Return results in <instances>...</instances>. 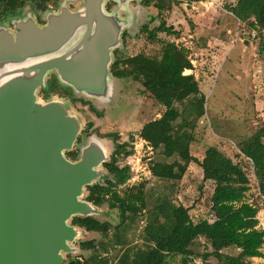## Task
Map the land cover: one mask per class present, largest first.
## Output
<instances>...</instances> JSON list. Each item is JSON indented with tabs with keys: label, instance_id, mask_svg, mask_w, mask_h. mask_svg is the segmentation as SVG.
Returning <instances> with one entry per match:
<instances>
[{
	"label": "rangeland",
	"instance_id": "rangeland-1",
	"mask_svg": "<svg viewBox=\"0 0 264 264\" xmlns=\"http://www.w3.org/2000/svg\"><path fill=\"white\" fill-rule=\"evenodd\" d=\"M158 1L150 0L147 5L145 0H127L121 4L118 0H105L107 13L114 15L121 26L120 41L112 61L115 56L127 57L140 52L159 56L162 44L159 41H150L148 30L155 29L162 20L179 31V35L159 32L158 38L175 41L189 49L194 69L198 71L196 76L200 89L206 97L205 114L194 129L195 140L191 151L198 158H202L206 147L215 145L242 165L250 180L246 199L262 211L257 216L259 227L264 229V195L261 194L252 160L241 153L239 146L242 140L264 127V59L258 53L259 34L247 23H239L232 14L223 10L224 8L229 11V6L237 0H214L216 4L213 6L206 4L207 0H173L175 2L171 9L166 8L163 11L155 6ZM171 1L164 0V4L168 6ZM68 4L75 10L81 2L69 0ZM228 29L233 31L232 35ZM236 31H239V35ZM253 32L256 33V38H252ZM246 40L250 41L247 46ZM26 63L32 61L22 62ZM110 78L109 89L105 95L74 92L64 85H50L45 91L44 88L48 85L45 84L38 88L37 96L44 101L53 98L61 100L73 114L79 116V136L82 139L75 142L72 151H79L90 140L96 139L105 149L107 162L111 159L117 143H127V149L132 150V153L128 156L119 155L118 164H128L132 177L125 185L119 186L121 192L125 188L138 186L142 181L146 187L163 189L165 182L155 178L149 170L150 162L162 158L138 133L147 121L161 116L165 106L149 95L139 81L117 78L112 73ZM45 83H48L46 78ZM45 93L49 94L47 99ZM100 169L102 176L99 180H102L106 172L104 164ZM212 190V183L203 180L202 168L197 163H191L183 179L177 183L172 198L176 203L190 207V213L196 221L205 217L212 219ZM85 196L86 193L83 199ZM97 208L100 214L95 216L112 224L108 236L98 232L87 233L82 228L83 236L72 243L78 251L65 254V257L78 258L80 264H104L100 260L107 258V264H114L127 250L133 255L146 249L142 237L144 212L130 226L118 230L127 240L125 245H121L115 244V226L120 221V211L110 208L108 204ZM89 239L95 240L97 248L81 249L80 242ZM193 249L196 254L191 264H203L199 254L208 252L211 247L204 238H199ZM224 252L235 254L239 249L230 247L224 249ZM179 259L178 256L168 258L170 263L178 262ZM207 262L217 264L218 260L210 256ZM254 262L250 259L248 264H264V258Z\"/></svg>",
	"mask_w": 264,
	"mask_h": 264
},
{
	"label": "water",
	"instance_id": "water-1",
	"mask_svg": "<svg viewBox=\"0 0 264 264\" xmlns=\"http://www.w3.org/2000/svg\"><path fill=\"white\" fill-rule=\"evenodd\" d=\"M83 2L53 14L43 26L22 22L15 34L0 35V264H77L65 262L84 234L72 220L100 214L83 196L102 176L103 145L92 139L79 159H69L66 152L81 130L79 116L61 100L37 96L54 68L76 92H108L121 26L107 13L105 0ZM83 27V48L58 54Z\"/></svg>",
	"mask_w": 264,
	"mask_h": 264
},
{
	"label": "trees",
	"instance_id": "trees-1",
	"mask_svg": "<svg viewBox=\"0 0 264 264\" xmlns=\"http://www.w3.org/2000/svg\"><path fill=\"white\" fill-rule=\"evenodd\" d=\"M183 1L193 0H180ZM173 2L167 6L164 0H159L155 6L163 11L171 9ZM145 3L149 5L150 0ZM228 10L258 32V51L264 58V0H237ZM148 31L150 41L162 44L160 55L140 52L127 57L115 56L111 73L117 78L139 81L149 95L165 106L161 116L147 121L138 133L162 158L150 162L149 170L155 178L165 182L164 188L155 190L146 187L142 181L123 192L119 190V186L125 185L132 177L128 164H118L119 155L132 153L124 142L116 144L111 159L104 163L103 179L88 185L85 191V199L97 207L108 204L120 211V221L115 226V244L127 243L118 230L127 228L139 214L145 213L142 237L146 249L133 255L127 250L114 264H191L196 254L193 246L199 238H204L211 247L208 252L199 254L203 264H214L207 262L210 256L217 258V264H248L252 257L264 258V229L259 227L258 206L246 199L250 180L242 165L215 145L205 149L202 159L191 151L194 129L205 114L206 97L196 75L185 73V70L194 69L189 49L175 41L158 38L159 32L180 34L165 20ZM48 87L49 84L44 90L47 91ZM48 95L45 93L44 96L47 98ZM239 146L241 153L252 160L264 195V127L242 140ZM68 154L74 158L78 152ZM192 162L202 168L203 180L213 185L210 197L212 219L205 217L196 221L190 207L176 203L172 198L177 183ZM72 223L87 233L98 232L104 236H108L112 228L111 222L93 215L75 216ZM96 245L94 239L80 242L81 249H96ZM230 247L239 249V252H224ZM177 256L180 257L178 262H169V257ZM100 261L108 263L107 258Z\"/></svg>",
	"mask_w": 264,
	"mask_h": 264
},
{
	"label": "flooded vegetation",
	"instance_id": "flooded-vegetation-1",
	"mask_svg": "<svg viewBox=\"0 0 264 264\" xmlns=\"http://www.w3.org/2000/svg\"><path fill=\"white\" fill-rule=\"evenodd\" d=\"M68 1L69 0H0V35L3 32L15 34L17 31V25L22 22H30L40 26L48 24L53 14L60 12L65 7H69L70 9L73 8L72 6H69ZM80 2L81 5L79 8H81L84 4L83 0H80ZM95 28L96 26H93L92 31H95ZM87 30L88 29L86 27H83L77 34L74 41H72L73 43H70L67 49H61L58 54L70 52V50L72 52L74 50H81L84 46ZM91 36L89 38H91ZM115 50L116 48H113L112 55H114ZM7 62H10V60H7ZM113 62L114 61L110 63V71ZM45 78L48 80V83L44 82V84H41L39 87L45 86V84H49L51 86L64 85V87L72 89L76 92L72 85L64 82L59 77L56 68L49 70ZM81 139V136L78 135L76 142L81 141ZM70 151L72 150L66 152L69 159L77 160L80 158L81 149L77 151L78 154L74 158L68 154ZM71 260H75L77 264H79L78 258H65V262H70Z\"/></svg>",
	"mask_w": 264,
	"mask_h": 264
},
{
	"label": "crops",
	"instance_id": "crops-1",
	"mask_svg": "<svg viewBox=\"0 0 264 264\" xmlns=\"http://www.w3.org/2000/svg\"><path fill=\"white\" fill-rule=\"evenodd\" d=\"M223 10L224 11H226L227 13H230V14H232L234 17H235V19L239 22V23H242V21L240 20V19H238L231 11H227L226 9H224L223 8ZM222 17H225V15L224 16H222ZM244 23V22H243ZM238 28H239V26H238ZM228 32H229V34L230 35H232L233 33V31L231 30V29H228L227 30ZM236 33H237V35H239V31H236ZM250 44V41H248V40H246V46L247 45H249ZM258 53H259V51H258ZM259 56L261 57V59H262V56L259 54ZM264 59V58H263ZM193 63V62H192ZM194 65V64H193ZM194 68H195V66H194ZM194 73L195 75H197L198 76V71H196V69H193V70H191V69H188V70H185V73ZM196 76V77H197ZM197 79H198V77H197ZM200 83V82H199ZM207 148V147H206ZM202 158H203V156H202ZM202 158H199V159H202ZM192 163H194V162H192ZM190 166V165H189ZM189 169V168H188ZM187 173V172H186ZM261 212L262 211H259V215L261 214ZM259 218H260V216H259ZM263 249V248H262ZM263 257H252V258H250L251 260H253V263H255L254 261H257L258 259H262ZM250 259H249V261H250ZM249 261H248V263H249Z\"/></svg>",
	"mask_w": 264,
	"mask_h": 264
},
{
	"label": "built area",
	"instance_id": "built-area-1",
	"mask_svg": "<svg viewBox=\"0 0 264 264\" xmlns=\"http://www.w3.org/2000/svg\"><path fill=\"white\" fill-rule=\"evenodd\" d=\"M205 3H206V4H209L210 6H213V5L216 4L214 0H207ZM252 38H256V33H255V32L252 33ZM242 40H243V39H242ZM253 166H254V165H253ZM255 176H256V175H255ZM256 178H257V177H256ZM249 202H250V201H249ZM250 203H252V202H250Z\"/></svg>",
	"mask_w": 264,
	"mask_h": 264
}]
</instances>
